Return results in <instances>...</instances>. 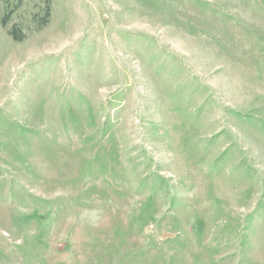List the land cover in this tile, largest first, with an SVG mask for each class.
<instances>
[{
  "label": "rangeland",
  "instance_id": "rangeland-1",
  "mask_svg": "<svg viewBox=\"0 0 264 264\" xmlns=\"http://www.w3.org/2000/svg\"><path fill=\"white\" fill-rule=\"evenodd\" d=\"M4 1L0 264H264V0Z\"/></svg>",
  "mask_w": 264,
  "mask_h": 264
},
{
  "label": "trees",
  "instance_id": "trees-1",
  "mask_svg": "<svg viewBox=\"0 0 264 264\" xmlns=\"http://www.w3.org/2000/svg\"><path fill=\"white\" fill-rule=\"evenodd\" d=\"M21 1L22 0H15L14 5L18 6ZM42 1L44 2L43 12L40 15L39 14L35 15V19L36 18L39 19V22L36 26L37 30H39L42 26L47 24V22L49 21L50 15H51V0H42ZM4 4H6L5 12L1 17V24L3 27L7 26V24L10 22L11 15L15 10L13 5L12 7L8 6L7 2L5 3V1H4ZM8 33L14 40H17V41L23 40L26 36L25 31L15 23L13 24L11 23Z\"/></svg>",
  "mask_w": 264,
  "mask_h": 264
}]
</instances>
